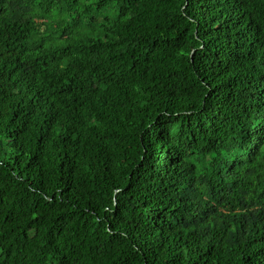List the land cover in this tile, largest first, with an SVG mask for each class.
Segmentation results:
<instances>
[{
  "label": "trees",
  "instance_id": "16d2710c",
  "mask_svg": "<svg viewBox=\"0 0 264 264\" xmlns=\"http://www.w3.org/2000/svg\"><path fill=\"white\" fill-rule=\"evenodd\" d=\"M0 264H264V0H0Z\"/></svg>",
  "mask_w": 264,
  "mask_h": 264
}]
</instances>
